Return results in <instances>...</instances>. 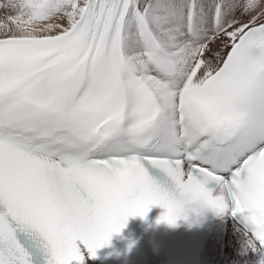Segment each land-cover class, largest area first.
Returning a JSON list of instances; mask_svg holds the SVG:
<instances>
[{
	"label": "snow or ice",
	"instance_id": "6c2138e0",
	"mask_svg": "<svg viewBox=\"0 0 264 264\" xmlns=\"http://www.w3.org/2000/svg\"><path fill=\"white\" fill-rule=\"evenodd\" d=\"M154 205L232 208L264 264V0H0V264H87Z\"/></svg>",
	"mask_w": 264,
	"mask_h": 264
},
{
	"label": "bare ground",
	"instance_id": "6f19581e",
	"mask_svg": "<svg viewBox=\"0 0 264 264\" xmlns=\"http://www.w3.org/2000/svg\"><path fill=\"white\" fill-rule=\"evenodd\" d=\"M239 228L241 227L234 222L228 214L222 216L212 226L202 249L195 257L196 261L183 264H212L211 259L209 258L211 249L215 251L217 256L225 255L227 259L229 258L230 260H228V263L234 260V264H259L262 255L261 253L253 252L251 250L247 253L243 251L244 243L242 235L240 231H238ZM87 264L102 263L96 259L93 260L89 258ZM217 264H221V262H218Z\"/></svg>",
	"mask_w": 264,
	"mask_h": 264
},
{
	"label": "rangeland",
	"instance_id": "374dc122",
	"mask_svg": "<svg viewBox=\"0 0 264 264\" xmlns=\"http://www.w3.org/2000/svg\"><path fill=\"white\" fill-rule=\"evenodd\" d=\"M223 243H225V242H223ZM209 258L211 259L212 264H217L218 262H221V264H231V263L234 264L233 263L234 260L231 261L230 263H228V260H230V259L229 258L227 259L225 255H218L217 256L213 249L210 250ZM209 258H208V261H209Z\"/></svg>",
	"mask_w": 264,
	"mask_h": 264
}]
</instances>
